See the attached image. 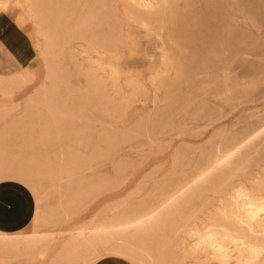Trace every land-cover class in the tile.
Returning <instances> with one entry per match:
<instances>
[{"label":"rangeland","instance_id":"rangeland-1","mask_svg":"<svg viewBox=\"0 0 264 264\" xmlns=\"http://www.w3.org/2000/svg\"><path fill=\"white\" fill-rule=\"evenodd\" d=\"M22 1L0 0V190L32 200V222L19 234L0 228V264H84L89 251L98 252L86 258L91 263L106 253L104 235L74 238L73 229L117 221L171 176L182 178L202 153L209 173L226 134L264 122V0H226L224 27L219 0H175L157 21L174 42V63L184 67L173 85L162 41L125 18L123 0H52L51 18L64 30L54 79ZM87 32L105 37L112 51L79 37ZM221 63L233 86L215 94L209 80ZM91 77L106 86L109 114L86 96ZM122 98L133 99L119 107ZM174 103L177 112L158 126ZM255 170L264 175V152ZM210 196L218 205V193ZM212 256L205 249L201 261L219 264Z\"/></svg>","mask_w":264,"mask_h":264},{"label":"bare ground","instance_id":"bare-ground-1","mask_svg":"<svg viewBox=\"0 0 264 264\" xmlns=\"http://www.w3.org/2000/svg\"><path fill=\"white\" fill-rule=\"evenodd\" d=\"M232 1L239 3L238 0ZM174 2L175 0L120 1L123 8L121 12L126 19L138 23L162 41V61L166 65L164 73L172 69L176 72L170 85L178 84L184 79V67L174 63L169 49V45L174 42L157 21L164 20L166 9L171 8ZM22 3L34 16L37 32L44 38L39 51L46 60L48 75L58 79L56 60L62 51L61 32L64 30L55 25L51 18L54 3L52 0H23ZM219 10L224 27L226 0H219ZM79 37L87 40L97 50L112 51L106 38L94 32L83 33ZM228 74L225 64L221 63L215 75L217 77H213L216 79L209 80L215 86V94L226 93L232 88ZM5 85L0 82V86ZM160 87H163L162 83ZM40 94L43 95V92ZM86 96L102 112L109 114L110 101L106 86L101 80L91 77ZM132 99L122 98L119 107L127 106ZM40 101V98L32 99L27 106L28 110H33L35 107L32 104ZM46 101L54 104L57 102L55 97ZM175 105L176 103L170 108L169 117L161 119L158 126L161 127L163 122L177 112ZM196 116V119H191L197 120L200 112ZM157 125L155 126L158 127ZM146 129L145 122L139 123L140 131L148 133ZM157 130L152 132L156 133ZM218 148L222 158L214 162L209 173L205 169L206 153H202L197 159L190 161L191 165L182 178L171 176L152 195L150 193V197H143L145 199L135 203L117 221L107 226L89 225L73 229L74 238H87L91 233L104 235L101 237L106 251L104 256L89 263V258H86L98 253L89 251L82 263L204 264L201 255L207 249L213 254L212 260H217L219 264H264V175L256 176L258 171L255 170L261 166V153L264 152V122L257 126H245L237 134L229 132L220 141ZM3 157L2 161L5 159ZM212 193H218V205L214 204L215 199L210 196ZM210 207L217 209L210 210ZM206 210H209L208 213ZM21 234L24 239L33 240L37 237L36 234ZM189 239L194 242V247H190Z\"/></svg>","mask_w":264,"mask_h":264},{"label":"crops","instance_id":"crops-1","mask_svg":"<svg viewBox=\"0 0 264 264\" xmlns=\"http://www.w3.org/2000/svg\"><path fill=\"white\" fill-rule=\"evenodd\" d=\"M31 203V204H30ZM30 206L33 207L31 200ZM25 200H16L8 189L0 190V228L7 232L26 230L32 222V211Z\"/></svg>","mask_w":264,"mask_h":264}]
</instances>
